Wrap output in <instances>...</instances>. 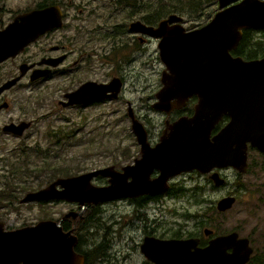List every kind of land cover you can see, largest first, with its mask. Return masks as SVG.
Returning a JSON list of instances; mask_svg holds the SVG:
<instances>
[{
  "label": "rangeland",
  "instance_id": "374dc122",
  "mask_svg": "<svg viewBox=\"0 0 264 264\" xmlns=\"http://www.w3.org/2000/svg\"><path fill=\"white\" fill-rule=\"evenodd\" d=\"M39 1L0 0V27L15 14L33 9ZM60 3L66 13L63 27L47 38L40 37V43L32 44L15 60H1L0 80L17 72L18 59L27 55L39 56L45 51L49 52L51 44H63L66 49L90 53V59L78 65L70 75L69 86L87 78L108 80L116 74L124 77L125 86L117 98L88 106L70 107H63L57 102L62 97V90L67 87L65 84L69 76L61 78L54 75L44 81L25 83L21 88L7 91L4 98L10 102V106L0 109V190H13L14 182L35 184L42 177H46V180L40 184L45 185L49 180L47 162L68 161L67 164L76 166L74 172H84L108 164L118 167L130 161L136 155L137 145H134L127 101H130L135 115L150 130L152 138L157 137L164 127L165 113L149 106V97H153L154 90L160 84L163 67L161 60H158L155 41L137 42L128 32V24L137 19H144L145 22L148 15L154 16L155 23L158 18L175 13L183 17L186 29H192L207 21L218 10L217 0H60ZM123 29L125 33L122 35L114 32ZM254 36L264 43L261 33ZM133 40L137 45L134 46ZM54 53L57 52L50 51V54ZM20 118L33 120L21 135L1 129L4 122ZM248 147L256 148L249 144ZM247 155L248 161L251 160L248 171L239 176L236 169H224L220 174L225 177L224 185H215L208 173L197 171L175 177L174 188L177 191L162 199L166 207L157 210L155 217H163L175 208L173 213L167 215L171 226L169 230H186L198 225L197 214L200 211H207L208 219L216 217L217 223L224 228L245 225V232L255 228L253 248L257 258L253 264H259L264 256V168L254 165V160L262 159L256 150ZM23 162L31 167L36 165L38 169L30 171L22 165ZM16 165L19 168H14ZM100 180L94 182L103 183L105 178ZM234 187H237L234 204L222 214L211 211L210 206ZM17 190L19 198L28 191H22L19 187ZM3 195L0 191V198ZM202 199H206L205 209L202 208L204 204L200 203ZM71 209L77 210L75 203L63 200L43 203L18 201L10 205L3 198L0 199V220L5 228H16L43 218L59 219ZM90 209L85 206L82 215L85 216ZM100 209L102 222H96L89 232L81 233L92 242L102 239L106 233L112 236L113 243L110 253L100 260H92V264H144L145 258L137 248H133V243L142 237L145 226L132 206L112 202L102 205ZM67 219L74 232L80 217L69 216ZM213 223L216 224V220ZM258 225L262 226L263 233L256 227Z\"/></svg>",
  "mask_w": 264,
  "mask_h": 264
},
{
  "label": "water",
  "instance_id": "95a60500",
  "mask_svg": "<svg viewBox=\"0 0 264 264\" xmlns=\"http://www.w3.org/2000/svg\"><path fill=\"white\" fill-rule=\"evenodd\" d=\"M217 5L218 10L206 24L190 30L185 29L180 23L183 18L175 13L159 20L155 27L140 20L128 25L130 31L159 38V56L165 67L160 75L162 86L156 91L157 100L152 106L169 113L194 93L197 101L192 115L165 119L158 141L151 145L146 128L128 103L131 129L140 144L139 158L121 168L109 164L57 176L26 191L19 201L64 199L83 206L84 202L98 203L121 195L164 190L167 179L181 171L197 169L208 173L214 167L231 166L243 172L248 143L264 153V55L245 59L230 52L243 29H264V0H217ZM62 16L58 4L16 15L0 29V61L14 56L46 31L60 28ZM60 57L48 61L56 65ZM32 65L21 64V74ZM49 70L34 68L30 78ZM20 75L3 82L0 91L14 84ZM121 83L117 76L107 82L87 80L66 94L64 104L115 97ZM223 114L229 119L212 133ZM21 125L5 124L3 130L20 133ZM154 168L159 172L151 177ZM96 175L107 176L108 183L94 184L92 178ZM208 176L215 185L225 182L217 170ZM234 200L235 195L226 194L217 200L216 207L227 210ZM76 241L71 229L64 230L60 221L52 218L16 228H5L0 220V264H84V256L74 249ZM140 250L154 264H243L252 248L246 237L237 238V233L231 232L211 238L203 247L193 237L146 235Z\"/></svg>",
  "mask_w": 264,
  "mask_h": 264
},
{
  "label": "flooded vegetation",
  "instance_id": "af4514ba",
  "mask_svg": "<svg viewBox=\"0 0 264 264\" xmlns=\"http://www.w3.org/2000/svg\"><path fill=\"white\" fill-rule=\"evenodd\" d=\"M58 1H60V0H58ZM238 1H240V0H236V2H238ZM55 4H58L59 6L61 5L59 3H55ZM61 9H62V7H61ZM27 11H29V10H27ZM62 12H63V9H62ZM19 13H22V12H19ZM19 13L15 14L11 18L10 21H12L13 18L16 15H18ZM168 15L164 16L163 18H158V20L155 23H153V24L148 23L146 21V19H147L146 17H145V22H144V19H142V22H144L147 25H152V26L155 27V26H157V23H158L159 20L166 18ZM65 16H66V13L63 12V16H62L63 24H64ZM211 18H212V16L207 21H205L202 24H200L199 26H202V25L206 24ZM183 22H184V19H182V21L180 23L183 25ZM8 23H6L5 25H1L0 29H2L3 27H5ZM63 24H62V26L60 28L63 27ZM199 26H197V27H199ZM197 27H195V28H197ZM60 28H57V29L54 28V29H51L49 31H46L42 35H40V36L36 37L35 39L29 41L23 47V49L20 52H18L17 54H15L12 57L6 58L5 60H7L9 58L10 59L12 58V60H15L17 57H19V55L25 53L32 44H34V43H40V42H38L40 37H46L47 38L48 36L52 35L53 32L57 31ZM192 29H194V28H192ZM127 30H128L129 33H132L133 38H136L137 42H139V43H149L150 40L154 39L155 44H156V48H157L158 60H161V58L159 56V49H158V46H157L158 39H159L158 37H156V36H149V35H145V34H142V33L130 31L128 29V26H127ZM186 30H190V29H186ZM244 30H247V29H243V31ZM124 33H125V29H123V32L121 33V35L124 34ZM137 42L133 40L134 46L137 45ZM49 50L50 51H55L57 53L50 54V51L49 52H46L45 51L44 53L40 54L39 56L33 57V55H27L25 58H20L17 61L18 62V64H17V72H15L13 74H10V75H8V76H6V77H4V78H2L0 80V85H1L7 79L13 78V77H16V76L20 75L21 74L20 65L23 64V63H25L27 65H29L31 63L33 64L23 74L20 75V77L15 81L14 84H12L11 86H9V87H7V88H5V89H3V90L0 91V109H2V108L5 109V108H8L10 106V102L4 98L5 93L7 91H9V90H11L13 88H21L25 83L26 84H30L31 82L34 83V82L44 81L45 79L50 78V77H52L54 75L60 76L61 78H63L64 76H69L68 77V81L65 84L67 87L62 90V97L61 98H58V100H57L58 104H60L63 107H70V106H88V105H93V104H95L97 102H102L104 100L106 101L107 99L117 98L120 95L123 87L125 86L124 85V77L123 76H119L118 74L112 75V77H110L108 80H96V79H92V78H87V80H94L96 82H107L111 78L117 76V77H119L121 79L122 83H121L120 89L118 90L117 95L115 97L104 98V99H91V100H87V101H83V102H79V103H73V104H70V105H66V104H64V102L67 101V98H68V97H66V94L68 92L74 90L75 88H77L82 82H85V79H84V80H82L79 83L77 82V83H74L73 85H70L69 86V82L71 80L70 75L74 72V69L78 65H82L85 62H87L88 59H90V56H89L90 53L85 52V51L79 52V51H77L75 49H66L63 44L62 45H60V44H51L49 46ZM231 53H232V51H231ZM232 54H234V53H232ZM234 55H240V54H234ZM58 56H61L60 57L61 60L56 65H52V64L49 63V61H54ZM258 57H260V56H258ZM243 58H245V59H251V58H246V57H243ZM253 58H256V57H253ZM164 67L165 66L163 64V67L161 68V72L164 69ZM34 68H36V69L49 68L50 70L46 74H44V75H41V76H39V77H37L35 79H31L30 78V74H31V72H32V70ZM161 72H160V74H161ZM159 80H160V77H159ZM161 86H162V83L160 81L159 86L153 92V97H149V99H150L149 106H150V108L155 109V110H156V108H154L152 106V104L157 100V97H156L155 93H156V91H158L160 89ZM196 101H197V96L191 95L187 99V101H186V103H185L184 106H182L181 108H174L172 111H169L170 113H165V119H168L169 121H172V120H174V119H176V118H178L179 116H182V115H187V116L192 115V113L194 111V104H195ZM127 103H130V101H127ZM127 108H128V104H127ZM127 114H128V109H127ZM135 117H137V116L135 115ZM165 119H164V122H165ZM228 119H229V117L227 115H224V117L218 122V124L212 130V133H215L217 130H219L222 127V125H224V123H226V121ZM130 122H131V119H130ZM10 123H13L15 125H19V124L21 125L22 124L20 126V128H19V131L21 130V132L20 133L19 132L18 133H14L16 135H21L27 128H29L32 125L33 120L32 119H23V118L16 119V120L10 119V120H8V121H6V122H4L2 124L1 129L3 130V126L5 124H10ZM130 127H131V124H130ZM144 127L146 128L147 139H148L149 143L151 145H154L158 141V138H159L160 134L162 133V130L163 129H161V131L159 132V134L157 135V137L152 138L151 137L150 130L145 125H144ZM134 137H135V135H134ZM248 144H247V154L249 152L251 153L253 150H256L259 154H261L262 159L254 160V165L255 166H258V167H261L263 169L264 168V153L262 151H260L257 147L256 148L251 147L253 149H250L248 147ZM134 145H137L136 155H134L133 158H131L130 161H127V162L121 164L118 167L115 166L116 168H121L123 165H126L128 163H133L134 160H135V158H139L141 156L140 144L138 143L136 137H135ZM250 156H251V154H250ZM250 163H251V160L248 161V155H247V166H246V170L243 171V172H238L237 170H235V171H237V174L240 176V173H244V172L248 171V167H249ZM226 168H232V167L231 166L215 167V168L211 169L208 172V174L207 173H205V174H207V176H208L209 173L212 172V171H214V170H217L221 174L222 171H224V169H226ZM190 171L200 172L197 169H191V170L181 171V172H179V173H177V174H175V175H173V176H171V177H169L167 179V181H166L167 187L164 190H158V191H152V192H143V193H139V194H135V195H121V196H117V197H114V198H111V199H105L104 201H100L98 203H90L89 205L92 206L94 204H97L99 206V209H100V207H102V205L108 204V203H112V202H121V203H124V206L125 207L132 206V209L134 210V213H136L137 217L141 220V222L145 226V228H144V230L142 232V237L137 242H134L133 243V248L134 249L137 248L139 250V252L142 254V252L140 250V243L142 242L143 237L146 236V235H152V236L159 237V238L177 237V236H174L173 235V232H174L175 229L169 230V228L171 226L169 224L170 223V220H169V218H167V215L173 213V211H174L175 208L169 210L168 213L166 215H164L163 217H155V215L157 213V210L166 207V204L162 202V199H165L167 196L174 194L173 193L174 191L172 190V188H174V183L176 181H174L173 179L175 177H180L184 173H187V172H190ZM158 172H159V170L156 169V168H154L152 170L150 176L151 177H154V176H156V174H158ZM79 173L80 172H75L73 174H79ZM200 173H202V172H200ZM73 174H69V175H73ZM60 176H66V175H60ZM99 178L102 179V180H103V178H105V180H103V183H95L94 182V180H98V181L101 182V180ZM92 181L96 185H106L108 183V177L107 176L96 175V176H94L92 178ZM224 183H226V181ZM222 185H224V184H222ZM236 188L237 187H234V189L228 191L227 194H233V195H235V192L234 191H236ZM50 200H52V199H50ZM50 200H44V201H50ZM54 200L67 201V200H64V199H54ZM217 200L215 201L214 204H212L210 206V208L212 209L211 211H213L214 213H217V214H222L225 210H219L216 207ZM235 201H236V195H235L234 202ZM67 202L75 203L77 210H74V209L68 210L59 219H56V220H59L60 223H61V225L65 224V225H68L69 226V222L70 221L67 219V217H69V216L75 217L76 215L78 217H80V218L83 217V215H82L83 209L85 208V206L88 207L89 205L79 206L76 201H67ZM234 202H233V204H234ZM200 203L201 204H204V206L202 208L205 209L206 208V199H202ZM101 209H100V211H101ZM68 212H71V213L68 216H66L65 214L68 213ZM72 212H74L75 215L72 216ZM185 215H186V213H185ZM194 215H196V214H194ZM197 215L199 216V218H198V225H195V228H192V229H186V230H179V229H177L178 230V233L181 235L179 237H193V238L196 239V244L198 246L203 247V246L207 245L209 243V240L211 238L215 237V236L225 235V234H228V233H231V232H236L237 233V238L246 237L248 239V245L251 246V248H252V250H251V252L249 254V258L250 259L245 264H253L256 261L257 255H256V253L254 251V248H253L254 247L253 246V243H254L253 239H254L255 228H252L250 230H247L246 232H245V229H246L245 228V225H235V226H231V227L224 228L222 226V224L217 223V218L216 217L208 219L207 211L205 213H203L202 211H200L199 214H197ZM201 216H202V218H201ZM200 220H203L205 222H201V224H200ZM214 220H216V224L213 223ZM256 227H258L259 230H260V232H262V226L258 225ZM159 230H161V232H159ZM102 239L107 240V250L105 251V253L108 255V253H110V249L112 247L113 238H112V236H108L105 233ZM77 240H78V237H77ZM259 247H257L256 249H258ZM74 249H75V247H74ZM227 250L229 251L230 248H227ZM77 252H79V251H77ZM142 256L145 258L144 264H154L152 261H150L149 259H147L146 256H144L143 254H142ZM123 260H125V258Z\"/></svg>",
  "mask_w": 264,
  "mask_h": 264
},
{
  "label": "trees",
  "instance_id": "16d2710c",
  "mask_svg": "<svg viewBox=\"0 0 264 264\" xmlns=\"http://www.w3.org/2000/svg\"><path fill=\"white\" fill-rule=\"evenodd\" d=\"M55 3L61 4L60 1L58 0H40L34 6V8L35 7L39 8V7H43V6L55 4ZM193 4H195V1L193 2ZM146 18H147L146 21L148 23L150 24L153 23L154 16L148 15L146 16ZM114 32L117 34H121L123 30H115ZM258 32L261 33L262 37H264V30H253V29L244 30L243 36L240 39L237 47L231 50L232 53L240 54L246 58H253V57L264 55V43L261 41L260 38H255L254 36ZM67 163L68 161H65L62 163H56L54 161L49 162V163L47 162V166L49 167V180L47 182H50L52 177H56L58 175H69V174L75 173L74 169L76 168V166L73 164H67ZM22 165L30 171H34L38 169L36 165L31 167L27 165L25 162H23ZM14 168H19V165L14 166ZM45 180H46V177H42L40 179H37L35 184L33 182H26V181L21 184H19L18 182H14L12 185L13 190L12 189H9V190L1 189L0 190L4 193V195L0 199L6 198L7 203L10 205H13L14 203L18 202L20 199L19 191L17 190L18 187L22 191L37 189V187L35 188L34 186L39 185L38 187H40L42 185V183L40 184V182H44ZM172 190L175 192L177 191V188H172ZM39 202L43 203L45 201L40 200ZM87 209H90V210H88L85 216L78 219L77 226L76 228H74V233L78 235V240L76 242L75 249L83 254L84 264H92V260L94 259L100 260L106 254L105 251L107 250V240L100 239V240H97L96 242H92V240L89 237H84L83 234L81 233V231L89 232L90 229L94 227L93 225L96 222H102L101 211L97 204L93 206H88ZM44 215H47V213H45ZM201 222H205V221L200 220V224ZM62 227L64 229H70V227L65 224H63ZM173 235L177 237L181 236L178 233L177 229L174 230ZM259 264H264V256L259 261Z\"/></svg>",
  "mask_w": 264,
  "mask_h": 264
},
{
  "label": "bare ground",
  "instance_id": "6f19581e",
  "mask_svg": "<svg viewBox=\"0 0 264 264\" xmlns=\"http://www.w3.org/2000/svg\"><path fill=\"white\" fill-rule=\"evenodd\" d=\"M253 30H255V29H253ZM259 30H264V29H259ZM242 36H243V30H242ZM242 36L240 37V39L242 38ZM240 39H239V41H240ZM238 43H239V42H238ZM237 45H238V44H237ZM237 45H236V47H237ZM236 47H235V48H236ZM232 49H234V48H232ZM232 49H231V50H232ZM231 50H230V52H231ZM240 56H241V55H240ZM241 57H242V56H241ZM191 95H195V96H197V95L194 94V93L191 94ZM191 95H189V97H190ZM189 97H188V98H189ZM186 101H187V100H186ZM185 103H186V102H185ZM184 105H185V104L181 105L180 107H173L170 111H172L174 108H181V107L184 106ZM169 113H170V112H169ZM224 115H226V114H223L222 117L218 120V122L224 117ZM218 122L215 123V125H214L213 128L211 129V132H212V130L214 129V127L218 124ZM90 203H92V202H90ZM90 203L84 202L83 206H84V205H89ZM94 205H96V204H94ZM89 206H91V205H89ZM92 206H93V205H92ZM63 229H64V228H63ZM64 230H67V229H64ZM75 245H76V243L74 244V247H75ZM249 259H250V258L248 257V259H247L243 264L247 263V262L249 261Z\"/></svg>",
  "mask_w": 264,
  "mask_h": 264
}]
</instances>
